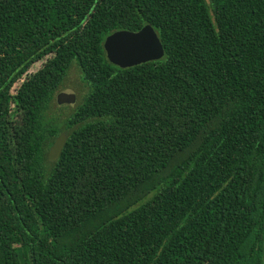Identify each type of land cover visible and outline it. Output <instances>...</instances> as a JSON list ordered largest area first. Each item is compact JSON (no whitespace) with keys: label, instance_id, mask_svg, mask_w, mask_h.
I'll use <instances>...</instances> for the list:
<instances>
[{"label":"trees","instance_id":"1","mask_svg":"<svg viewBox=\"0 0 264 264\" xmlns=\"http://www.w3.org/2000/svg\"><path fill=\"white\" fill-rule=\"evenodd\" d=\"M0 264H264V0H0Z\"/></svg>","mask_w":264,"mask_h":264},{"label":"water","instance_id":"2","mask_svg":"<svg viewBox=\"0 0 264 264\" xmlns=\"http://www.w3.org/2000/svg\"><path fill=\"white\" fill-rule=\"evenodd\" d=\"M103 48L107 59L121 68L158 60L164 55L162 43L150 24H145L137 31L117 30L110 33L104 39ZM73 98L74 93L69 89L57 94V100L62 103L70 102ZM65 141L66 134L61 133L49 149V160L59 156Z\"/></svg>","mask_w":264,"mask_h":264},{"label":"rangeland","instance_id":"3","mask_svg":"<svg viewBox=\"0 0 264 264\" xmlns=\"http://www.w3.org/2000/svg\"><path fill=\"white\" fill-rule=\"evenodd\" d=\"M41 64V61H38L34 63L30 71L37 69ZM69 89L73 91L74 98L70 102L62 103L59 101H56V98L52 100L50 103V107L46 111V119L49 120V118L55 121L63 119L65 116L69 115L74 107L84 99V96L87 92V86L81 81L80 79V70L79 68L73 64L67 75L64 77L60 89L57 91L60 92L61 90Z\"/></svg>","mask_w":264,"mask_h":264}]
</instances>
